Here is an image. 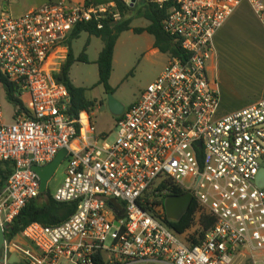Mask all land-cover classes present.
<instances>
[{
    "label": "built area",
    "instance_id": "2783aa9c",
    "mask_svg": "<svg viewBox=\"0 0 264 264\" xmlns=\"http://www.w3.org/2000/svg\"><path fill=\"white\" fill-rule=\"evenodd\" d=\"M243 2L264 26V0H173L163 29L184 60L169 56L118 117L110 143L97 132L93 112L68 113L70 94L56 76L74 27L119 20L115 4L49 0L19 17L0 16V72L23 104L13 107L8 122L0 104V162L13 165L0 188V264H238L246 247L261 252L242 255L259 264L264 99L219 116V93L206 66L214 35ZM62 149L65 176L52 196L75 203L74 214L56 226L31 223L12 236V221L40 194L33 167L51 163ZM166 180L195 200L194 227L200 213L214 219L196 244L188 241L190 230L179 235L166 223Z\"/></svg>",
    "mask_w": 264,
    "mask_h": 264
},
{
    "label": "rangeland",
    "instance_id": "374dc122",
    "mask_svg": "<svg viewBox=\"0 0 264 264\" xmlns=\"http://www.w3.org/2000/svg\"><path fill=\"white\" fill-rule=\"evenodd\" d=\"M7 5L5 0H0V12H5L4 6ZM139 7L137 4L134 12H137ZM13 10L15 11V7ZM8 15L15 18L20 14H17L16 10V14L11 13ZM148 24L143 18H138L133 20L131 27L145 28ZM240 37L242 36L238 35V39ZM153 39L146 32L138 35L132 31H127L122 33L116 42L109 85L113 89L112 96L124 108H128L140 98L141 93L161 74L168 62V55L152 51L151 43ZM87 41H89V45L85 50L87 63L76 62L71 68L70 79L77 87L92 88L88 92V97L97 101L93 111V122L98 132L106 133L109 136L108 142L110 143L116 136V119L113 118L107 108V94L104 88L96 85L98 70L95 62L103 44L100 39L82 33L77 40L72 42L73 56L78 58L83 53ZM263 56V52L247 50L239 41L229 43L217 61V79L215 78L214 81L219 84L221 89L223 87L222 81L228 85L231 84L235 94L240 96L241 99L261 94L264 89V72L261 70ZM24 100L27 101V99ZM256 102L258 101L252 104ZM0 104L3 107L4 121L8 122L13 107L5 100L1 88ZM65 169L66 161H63L48 181L47 189L51 194H54L56 189L63 183ZM196 229V227H193L189 234H193ZM244 253L249 259L252 254H261V252L253 253L247 247L244 249ZM257 260L261 264L264 257Z\"/></svg>",
    "mask_w": 264,
    "mask_h": 264
},
{
    "label": "trees",
    "instance_id": "16d2710c",
    "mask_svg": "<svg viewBox=\"0 0 264 264\" xmlns=\"http://www.w3.org/2000/svg\"><path fill=\"white\" fill-rule=\"evenodd\" d=\"M114 3L120 13L119 20H100V28L98 22L79 23L71 31L67 47L68 53L66 60L62 64L60 73L56 79L61 82L68 90L71 98L69 114L77 117L82 111L93 112L97 101L88 97V92L92 88L77 87L70 79V71L76 62L87 63L85 50L89 45L86 42L83 53L74 58L72 51V42L77 40L82 33L89 37H95L101 40L103 47L98 54L96 66L98 70V82L96 85L102 86L105 93H113V89L109 85V79L112 73L113 54L116 42L120 35L127 31H132L134 34L148 33L154 38V48L160 53L166 54L170 57L175 56L184 60L179 45L170 38L163 29V22L166 19L169 10L173 6V0H167L163 4H157L154 0H143V3L137 12H134L136 4H127L123 0H85V4L89 5H103ZM143 18L149 24L145 28H132L131 23L134 19ZM0 84L3 88L5 100L12 105V107H22L23 104L19 97V90L15 85L10 83L8 79L0 72ZM118 119V117H117ZM116 119V120H117ZM13 172V165L10 162H0V188L7 182L8 178ZM165 187L167 190L166 197L181 196L185 194L181 188L175 186L170 181L166 180ZM76 210L75 203H59L53 199L52 194L48 189L45 193H40L39 196L29 202L12 221L10 225L11 235L15 236L21 233L25 227L31 223H39L46 227L56 226L65 222ZM198 213L197 204L192 201L189 210L182 217L180 221H167L168 227L175 233L181 235L193 229L195 226V216ZM214 224V219L204 213L199 215V226L189 236L188 241L191 244H196L197 238H202L205 231H207ZM8 238V235H7Z\"/></svg>",
    "mask_w": 264,
    "mask_h": 264
},
{
    "label": "crops",
    "instance_id": "0c3cea01",
    "mask_svg": "<svg viewBox=\"0 0 264 264\" xmlns=\"http://www.w3.org/2000/svg\"><path fill=\"white\" fill-rule=\"evenodd\" d=\"M7 6H4L5 12H0L1 15H7L14 13L22 16L27 12L39 8L46 4L49 0H5ZM74 3H84L85 0H70ZM127 4H131V0H123ZM143 0H136L134 4H138L140 7ZM133 4V5H134ZM15 7V11L13 10ZM139 7V8H140ZM13 8V9H12ZM18 16V17H19ZM11 17V16H9ZM238 35L242 36L238 39ZM239 41L241 45L247 50H257V52L264 53V26L254 13L253 9L247 2H243L234 11V13L226 20L223 26L216 32L213 38V52L207 61V74L209 79L214 82L219 93V116H225L236 111H239L245 107L250 106L255 101L264 99V89L259 95H252L244 97L235 94V91L231 84H226L222 81L223 87L220 88L219 84L215 82L217 79L219 57L223 54L226 45L232 42ZM154 39L151 43V49L153 52H159L154 48ZM221 59V58H220ZM261 70L264 72V56L261 63ZM264 86V85H263ZM98 132V131H97ZM101 133V132H98ZM103 133V132H102ZM242 255H246L244 252L238 260V264H250Z\"/></svg>",
    "mask_w": 264,
    "mask_h": 264
},
{
    "label": "water",
    "instance_id": "95a60500",
    "mask_svg": "<svg viewBox=\"0 0 264 264\" xmlns=\"http://www.w3.org/2000/svg\"><path fill=\"white\" fill-rule=\"evenodd\" d=\"M135 2L136 0H131V5H133ZM107 108L109 112L115 117L121 116L124 111V106L114 99L112 93H107ZM197 145H199V143H197ZM66 157H67V150L62 149L61 151H59V153L56 155V157L51 163L42 167H38V166L33 167V170L37 173L40 179V193L46 192L48 181L53 177L56 169L65 160ZM263 185H264V170H261V172L258 174L256 178V186L262 187ZM192 201H193V197L190 193H185L177 197L174 196L167 197L164 201V210H165L166 218L172 222L179 221L184 216V214H186L187 211L189 210ZM112 204H114L113 201ZM117 214L118 216H121L122 212H117ZM3 241H4V234L2 229L0 228V248L2 246Z\"/></svg>",
    "mask_w": 264,
    "mask_h": 264
},
{
    "label": "flooded vegetation",
    "instance_id": "af4514ba",
    "mask_svg": "<svg viewBox=\"0 0 264 264\" xmlns=\"http://www.w3.org/2000/svg\"><path fill=\"white\" fill-rule=\"evenodd\" d=\"M127 109H128V108H124L123 113H124ZM113 118H114V119H117V117H115V116H113ZM181 219H182V218H181ZM181 219H180V220H181ZM180 220H179V221H180Z\"/></svg>",
    "mask_w": 264,
    "mask_h": 264
}]
</instances>
